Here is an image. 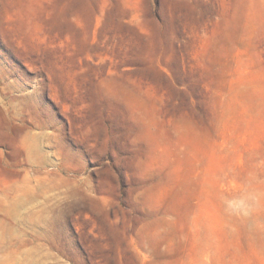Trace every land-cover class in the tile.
<instances>
[{
    "label": "rangeland",
    "instance_id": "obj_1",
    "mask_svg": "<svg viewBox=\"0 0 264 264\" xmlns=\"http://www.w3.org/2000/svg\"><path fill=\"white\" fill-rule=\"evenodd\" d=\"M0 264H264V0H0Z\"/></svg>",
    "mask_w": 264,
    "mask_h": 264
}]
</instances>
